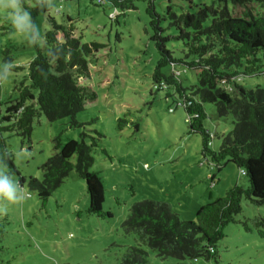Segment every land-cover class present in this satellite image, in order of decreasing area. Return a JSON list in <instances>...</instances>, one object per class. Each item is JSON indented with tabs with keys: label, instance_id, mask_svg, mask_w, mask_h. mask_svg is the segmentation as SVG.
Returning a JSON list of instances; mask_svg holds the SVG:
<instances>
[{
	"label": "rangeland",
	"instance_id": "374dc122",
	"mask_svg": "<svg viewBox=\"0 0 264 264\" xmlns=\"http://www.w3.org/2000/svg\"><path fill=\"white\" fill-rule=\"evenodd\" d=\"M212 2L191 0L193 5ZM153 3L159 15L167 5L179 13L187 4L184 0ZM26 4L29 12L19 0H0V50L9 47L12 57L7 64L0 55V114L3 103L17 97L35 53L30 29L34 4L30 0ZM45 6L34 18L39 46L44 45V34L51 27L47 18L66 24L67 16L82 43L100 45L88 65L90 78L80 81L96 98L76 114L77 125L69 118L47 122L40 116L32 123L29 140L5 133L7 150L21 176L40 180L39 167L55 154L57 141H79L84 134L83 140L89 144V137L100 135L88 171L99 174L104 189L101 210L111 216L87 213L85 183L75 169L44 205L35 192L25 184L19 186L17 178L10 176L0 184V262L117 264L128 247L138 246L146 251L148 264L176 263L173 258L159 259L137 233L122 229L132 204L144 199L164 202L181 220L193 221L200 206L224 195L229 187H247V178L229 162L219 164L217 170L201 153V135L190 132L177 94L171 88H154L151 74L158 53L149 39L152 32L145 2H135L134 8L123 14L89 0H48ZM166 32L174 34L175 30ZM177 44L171 41L166 47L172 49ZM186 75L196 81L193 74ZM238 82L246 88H264L262 75ZM204 111L202 126L211 135L208 148L215 151L221 136L231 129V119L217 117L209 103ZM70 162L75 164L76 155ZM216 254V262L198 260L194 264H264V207L241 199V211L234 222L222 228Z\"/></svg>",
	"mask_w": 264,
	"mask_h": 264
},
{
	"label": "trees",
	"instance_id": "16d2710c",
	"mask_svg": "<svg viewBox=\"0 0 264 264\" xmlns=\"http://www.w3.org/2000/svg\"><path fill=\"white\" fill-rule=\"evenodd\" d=\"M26 1L19 0V4L29 12ZM30 1L34 4L30 29L35 53L19 83L17 97L5 101L0 114V184L15 176L18 185L25 184L44 205L75 169L85 183L87 213L110 217L101 210L104 189L99 174L88 171L93 162L91 152L100 135L89 137V144L84 142V134L79 141H57L55 154L39 167L40 180L21 176L7 150L5 133L29 140L32 123L40 116L47 122L69 118L72 125H77L76 114L96 98L95 92L80 81L90 78L88 65L100 45L82 43L67 16L66 24L47 18L51 27L44 34V45L39 46L34 18L40 9L45 10L48 0ZM89 1L98 6L108 5L122 14L133 9L135 2L146 3L152 32L149 39L158 53L151 74L154 88H171L177 94L190 132L201 135V153L217 170L219 164L232 163L248 182L247 187H229L224 195L200 206L193 221L181 220L164 202H135L121 227L126 233H137L139 240L161 260L173 258L177 261L174 264L216 262V243L222 238V228L233 223L234 216L241 211V199L264 207V88H246L238 82L264 76V0H213L211 4L197 5L184 0L186 7L179 13L167 5L163 15L155 11L154 0ZM172 28L175 33L167 34ZM171 41L178 44L168 49L166 44ZM8 48L0 50L2 61L7 64L12 61ZM187 72L196 77L195 82L187 78ZM207 103L214 106L217 117L231 119V129L221 136L215 151L208 148L211 135L202 126ZM73 155L75 164L70 162ZM146 257L142 248L130 246L117 264H148Z\"/></svg>",
	"mask_w": 264,
	"mask_h": 264
}]
</instances>
